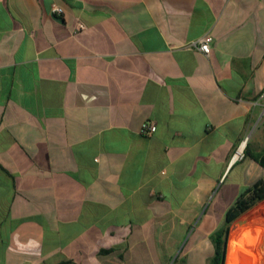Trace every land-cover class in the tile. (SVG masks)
I'll use <instances>...</instances> for the list:
<instances>
[{
    "label": "crops",
    "instance_id": "1",
    "mask_svg": "<svg viewBox=\"0 0 264 264\" xmlns=\"http://www.w3.org/2000/svg\"><path fill=\"white\" fill-rule=\"evenodd\" d=\"M257 154L264 0H0V264L140 259L235 167L233 202L263 177Z\"/></svg>",
    "mask_w": 264,
    "mask_h": 264
},
{
    "label": "rangeland",
    "instance_id": "2",
    "mask_svg": "<svg viewBox=\"0 0 264 264\" xmlns=\"http://www.w3.org/2000/svg\"><path fill=\"white\" fill-rule=\"evenodd\" d=\"M239 170L240 166L235 167L226 181L223 184L220 182L214 188L209 200L205 203V207L208 206L205 216L196 218L190 226L179 224L176 220L174 228L170 227L169 219H164L167 223L159 229L150 228L145 232L146 249L143 251V256L137 260L130 259L127 264H206L208 258L200 257L202 253L200 248L204 246L191 247L206 226L214 224L218 228L223 225V210L233 204L231 197L236 191V187L231 186L230 183ZM230 243L234 249L244 246L243 249H239L240 252L234 251L236 260L241 264H251L254 256L264 257V200L242 214L229 226L226 260ZM210 250L211 248L208 250L209 253ZM134 252L136 253V250Z\"/></svg>",
    "mask_w": 264,
    "mask_h": 264
},
{
    "label": "trees",
    "instance_id": "3",
    "mask_svg": "<svg viewBox=\"0 0 264 264\" xmlns=\"http://www.w3.org/2000/svg\"><path fill=\"white\" fill-rule=\"evenodd\" d=\"M253 158L264 169V154L253 155ZM264 200V176L256 180L251 185L245 187L236 197L235 201L226 210L223 225L216 228L210 235V241L213 244V253L207 259L206 264H226L227 239L229 226L242 214L247 212L257 203ZM106 253L110 250L104 251ZM51 264H77L71 260H63L59 263ZM253 264H264V260L256 257Z\"/></svg>",
    "mask_w": 264,
    "mask_h": 264
},
{
    "label": "built area",
    "instance_id": "4",
    "mask_svg": "<svg viewBox=\"0 0 264 264\" xmlns=\"http://www.w3.org/2000/svg\"><path fill=\"white\" fill-rule=\"evenodd\" d=\"M52 11L54 13H61L62 9L53 4L52 5ZM212 40V36L209 33H205L202 37H200L197 41H193L189 43L188 47H195L199 51L207 54L210 51V42ZM156 130V125L153 121H143L140 126V133L146 136L151 135ZM243 155V147H238L237 150L234 153V158L238 159L241 158Z\"/></svg>",
    "mask_w": 264,
    "mask_h": 264
}]
</instances>
